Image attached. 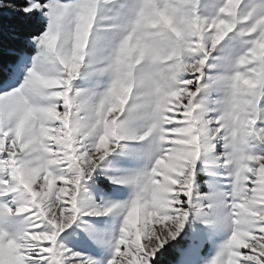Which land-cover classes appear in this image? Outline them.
Returning <instances> with one entry per match:
<instances>
[{"label": "snow or ice", "instance_id": "1", "mask_svg": "<svg viewBox=\"0 0 264 264\" xmlns=\"http://www.w3.org/2000/svg\"><path fill=\"white\" fill-rule=\"evenodd\" d=\"M0 264H264V0H0Z\"/></svg>", "mask_w": 264, "mask_h": 264}]
</instances>
